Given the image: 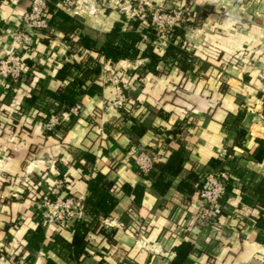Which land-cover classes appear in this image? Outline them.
Segmentation results:
<instances>
[{
  "label": "crops",
  "instance_id": "0c3cea01",
  "mask_svg": "<svg viewBox=\"0 0 264 264\" xmlns=\"http://www.w3.org/2000/svg\"><path fill=\"white\" fill-rule=\"evenodd\" d=\"M31 1L0 0V56L12 47L11 34L21 28ZM189 1L201 12L184 31L193 71L178 85L181 77L172 60V65L160 66L164 76L134 85L124 80V93L135 102L127 115L114 108L100 114L115 93L99 77L97 92L82 98L85 112L73 126L47 132L43 120L35 119L34 107L24 105L35 88L11 94L0 77V258L18 256L27 264L26 235L40 226L35 200L57 178L65 180L67 194L85 198L89 180L100 173L114 184L119 198L102 223L114 232L113 239L91 236V255L80 264H99L102 257L112 264H264V231L258 226L264 217V0ZM122 14L110 8L102 26L90 22L93 27L72 17L100 37ZM53 34L39 41L29 60L32 85L39 82L57 92L64 84L56 79L57 70L63 60L73 62L74 52L62 32ZM207 46L218 49L207 51ZM245 53L253 57L241 65ZM89 56L94 54L85 51L79 59ZM145 62L138 59L126 66L134 70ZM132 144L157 153L162 166L174 167L162 178L157 167L150 173L153 178H146L127 154ZM223 154L225 162L220 160ZM221 167L233 179L216 223L207 226L197 218L202 205L198 188L204 174ZM139 187L143 193L136 202ZM44 233L46 240L30 262L75 264L60 244L49 245L57 235L71 242L72 232L51 228ZM186 243L191 246L187 255L177 252Z\"/></svg>",
  "mask_w": 264,
  "mask_h": 264
},
{
  "label": "trees",
  "instance_id": "16d2710c",
  "mask_svg": "<svg viewBox=\"0 0 264 264\" xmlns=\"http://www.w3.org/2000/svg\"><path fill=\"white\" fill-rule=\"evenodd\" d=\"M59 2L60 0H49L50 27L52 30L63 33L62 39L69 42V52H74V60L73 62L63 60L60 63L55 76L56 79L64 83L60 90L52 92L43 88V86H39V82H37L34 94L25 100V108L34 107L36 110L34 112L36 113L34 115L35 119L38 117L41 119L47 118L52 113H65L72 106L81 102L84 96L94 95L97 92V80L101 75L102 64L107 62L116 65L125 61L145 60L146 62L142 66L128 72V78L125 80L132 85L142 84V79L146 77L164 76L167 73L161 70L160 66H167L172 60L177 62V68L179 69L177 76L181 77V82L178 85L183 83L182 81L187 77V72L193 71L192 54L187 52L184 39L185 24L177 25L171 30L167 46L159 52L155 45L157 33L149 21L143 22L136 18H128L125 14H122L120 20L115 22L107 33L97 37L87 32L84 25L77 19L60 10L58 8ZM46 34L50 37L54 35L53 32ZM85 51L92 52L94 56H89L85 60L79 59L80 55ZM26 63L29 68L33 65L29 59H26ZM32 78L33 74L30 79ZM8 92L14 93L12 90ZM48 100L54 101L56 106L49 104ZM243 114H241L242 117ZM125 115H127L126 112ZM75 122V119H70L64 125L57 127L56 132L69 130ZM160 163L161 161L155 164V169L157 167L161 169L160 174L157 176L158 178H162V174L170 170L169 167H174V163L163 166ZM151 174L145 175L146 178H153L154 175L151 176ZM155 185L159 187L160 182ZM88 188V194L83 198V211L86 218L77 219L72 223L70 229L73 234L72 241L67 242L57 235L49 244L51 247L55 243L60 244L64 250V255L75 264L82 263L84 259L91 255V236L101 235L103 241H111L114 234L113 231H109L102 224L105 219L113 214L119 203L118 193L116 194L115 192L114 184L104 175L98 173L89 180ZM125 188H127L125 191H131L129 187ZM134 192L136 202H138L142 197L143 190L139 187ZM258 226L264 231V217L259 219ZM45 238L46 235L41 225L37 230L26 235L29 254H23V256H25L24 261L27 264L32 263L30 262L31 254L42 246L46 240ZM190 249L191 246L186 243L181 248H178L177 252H183L187 255ZM7 263L22 264L18 256L12 257ZM183 263L184 260L173 262V264ZM46 264L57 263L52 259H48ZM99 264L112 263L102 257Z\"/></svg>",
  "mask_w": 264,
  "mask_h": 264
},
{
  "label": "built area",
  "instance_id": "2783aa9c",
  "mask_svg": "<svg viewBox=\"0 0 264 264\" xmlns=\"http://www.w3.org/2000/svg\"><path fill=\"white\" fill-rule=\"evenodd\" d=\"M83 2L90 5V0H83ZM48 3L49 0L31 1L30 8L22 17L21 28L14 30L11 34L12 47L0 56V77L3 79L5 88L8 91L12 90V92L17 93L25 88L31 87L33 90L36 87L31 83L30 77L33 73L28 67L26 59L34 56L41 39L50 38L46 33L51 34L53 32L50 27L51 16ZM74 4H76V0H60L58 8L70 16L81 18L80 12L77 11L78 8H74V10L72 8ZM146 6V8L142 7L140 12L132 14V17L126 15L125 12L123 14L128 18H136L143 22L149 21L157 33L156 49L161 52L170 40L171 30L177 25L184 24L186 17L181 9L169 13L162 9H156L154 12L147 4ZM98 12L93 7L92 10H89V16L98 15ZM88 52L90 51L86 53ZM122 63L120 66L108 62L102 64L100 77H102L104 83L113 88L115 95L112 101L106 103L100 109L101 115L113 108L128 113L135 107V102L129 99L120 87V84H124V80L128 78V72L132 70L127 67H130V61ZM172 64L171 61L169 65ZM123 77L124 79H122ZM51 104L56 106L54 102ZM84 112V105L79 102L65 113H52L49 117L42 119L43 129L47 132H56L57 127L64 125L70 119L77 121ZM23 116L27 115L24 113ZM16 117L18 118V114ZM97 120L95 119L92 123H98ZM127 154L133 158L135 168L143 175L153 172L155 164L160 158L157 153L142 149L134 144L130 145ZM225 159V154L220 156V160L224 161ZM232 179V174L225 167L210 171L201 178L198 198L202 205L197 218L204 225L209 226L216 223L221 201L226 196L227 188ZM34 204L35 210L38 211L39 223L44 231L51 228H56L59 231L70 230L75 220L86 218L83 211V198L67 194L65 192V180L60 177L55 180V184L51 189L35 200ZM1 248L4 249V245ZM3 252L0 251L1 254ZM10 260L11 258L6 255H2L0 258V261L4 263Z\"/></svg>",
  "mask_w": 264,
  "mask_h": 264
},
{
  "label": "rangeland",
  "instance_id": "374dc122",
  "mask_svg": "<svg viewBox=\"0 0 264 264\" xmlns=\"http://www.w3.org/2000/svg\"><path fill=\"white\" fill-rule=\"evenodd\" d=\"M79 2V3H78ZM146 4L155 12L156 9L164 10L165 12H171L181 9L184 12L185 15V23L184 24H190L191 22H195L196 15L198 13H201L199 11H195L193 8V3L189 0H168L162 3H157L154 0H90V5L84 4L83 0H76V4L73 5L74 8H78V12H80L81 19L84 22L90 23H98L101 25L103 23V20H105L104 15L106 14L107 10L115 9L119 10L122 13L125 12L126 15L129 17H132V14L135 12H140L142 7L146 8ZM92 6V7H91ZM93 7L98 10L99 14L94 16H89V10H92ZM84 10V12H82ZM195 20L193 21V19ZM91 24V23H90ZM92 26V24H91ZM102 26V25H101ZM93 27V26H92ZM187 46V45H186ZM189 47V45L187 46ZM206 47L205 50L210 51H217L218 48L214 46H210L209 49ZM253 56L249 53H245L242 56L240 55V64L243 65L245 61L250 62V59ZM239 61V60H238ZM124 79V77L122 78ZM121 80V79H120ZM24 188H27V186H24ZM35 200V199H33Z\"/></svg>",
  "mask_w": 264,
  "mask_h": 264
},
{
  "label": "water",
  "instance_id": "95a60500",
  "mask_svg": "<svg viewBox=\"0 0 264 264\" xmlns=\"http://www.w3.org/2000/svg\"><path fill=\"white\" fill-rule=\"evenodd\" d=\"M120 87L123 89L124 92H126V89L124 88V84L123 83L120 84Z\"/></svg>",
  "mask_w": 264,
  "mask_h": 264
}]
</instances>
